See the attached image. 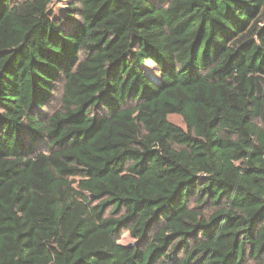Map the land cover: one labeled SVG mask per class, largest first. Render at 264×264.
I'll list each match as a JSON object with an SVG mask.
<instances>
[{"label": "trees", "instance_id": "1", "mask_svg": "<svg viewBox=\"0 0 264 264\" xmlns=\"http://www.w3.org/2000/svg\"><path fill=\"white\" fill-rule=\"evenodd\" d=\"M0 264H264V0H0Z\"/></svg>", "mask_w": 264, "mask_h": 264}, {"label": "rangeland", "instance_id": "2", "mask_svg": "<svg viewBox=\"0 0 264 264\" xmlns=\"http://www.w3.org/2000/svg\"><path fill=\"white\" fill-rule=\"evenodd\" d=\"M147 66H148L147 69L150 71V68H151L152 65H151V64H148ZM48 112L51 113L52 111H48ZM171 120H172L175 124H177V125H179V126H181V127H185V126L183 125V123H182V121H181V119H180L179 117L174 116V117L171 118ZM120 243H121L122 245H131V244L134 243V240L131 238L129 232H125L124 235H123V237H122V239H121V241H120Z\"/></svg>", "mask_w": 264, "mask_h": 264}]
</instances>
